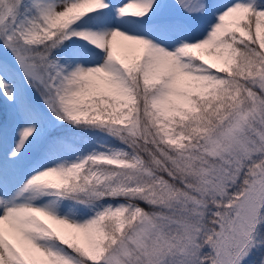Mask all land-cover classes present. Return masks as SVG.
I'll list each match as a JSON object with an SVG mask.
<instances>
[{"label": "snow or ice", "instance_id": "obj_1", "mask_svg": "<svg viewBox=\"0 0 264 264\" xmlns=\"http://www.w3.org/2000/svg\"><path fill=\"white\" fill-rule=\"evenodd\" d=\"M0 264H264V0H0Z\"/></svg>", "mask_w": 264, "mask_h": 264}]
</instances>
